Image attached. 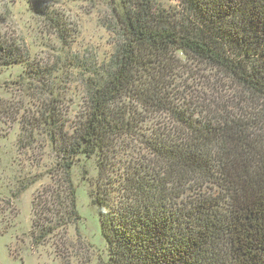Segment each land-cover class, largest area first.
Instances as JSON below:
<instances>
[{
  "label": "trees",
  "instance_id": "1",
  "mask_svg": "<svg viewBox=\"0 0 264 264\" xmlns=\"http://www.w3.org/2000/svg\"><path fill=\"white\" fill-rule=\"evenodd\" d=\"M100 1L115 37L100 64L66 54L71 30L49 7L55 63L0 36V70L22 66L15 82L46 95L21 130L45 132L70 211L68 176L93 160L107 264H264V0ZM71 68L84 91L74 122L56 86Z\"/></svg>",
  "mask_w": 264,
  "mask_h": 264
},
{
  "label": "rangeland",
  "instance_id": "2",
  "mask_svg": "<svg viewBox=\"0 0 264 264\" xmlns=\"http://www.w3.org/2000/svg\"><path fill=\"white\" fill-rule=\"evenodd\" d=\"M48 7L71 30L69 46L62 47L68 56L99 64L109 58L115 37L103 26L108 13L100 0H0V36L19 45L32 63H55L60 43L39 13ZM64 72L68 74L56 86L64 90L67 121L74 122L83 109L84 91L79 70ZM22 73V66L0 70V264H107V246L91 197L96 191L94 162L78 163L68 176L76 190L74 215L67 177L45 145V132L37 130L38 141L30 142L21 130L23 122L38 118L39 102L46 103L37 82L26 84L28 91L15 82ZM58 76L63 73L58 71ZM134 144L124 142L126 153H132Z\"/></svg>",
  "mask_w": 264,
  "mask_h": 264
}]
</instances>
